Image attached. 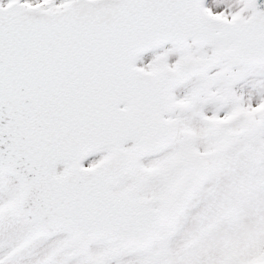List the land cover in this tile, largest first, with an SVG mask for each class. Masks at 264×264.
Returning <instances> with one entry per match:
<instances>
[{"label":"snow or ice","instance_id":"1","mask_svg":"<svg viewBox=\"0 0 264 264\" xmlns=\"http://www.w3.org/2000/svg\"><path fill=\"white\" fill-rule=\"evenodd\" d=\"M0 264H264V0H0Z\"/></svg>","mask_w":264,"mask_h":264}]
</instances>
